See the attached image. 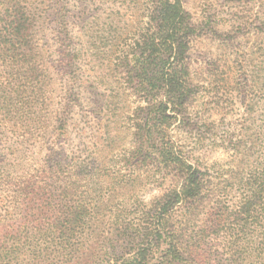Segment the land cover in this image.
I'll use <instances>...</instances> for the list:
<instances>
[{"label": "trees", "instance_id": "obj_1", "mask_svg": "<svg viewBox=\"0 0 264 264\" xmlns=\"http://www.w3.org/2000/svg\"><path fill=\"white\" fill-rule=\"evenodd\" d=\"M134 1L141 11L131 28L105 38L120 78L139 92L126 144L82 142L72 155L50 148L14 175L1 163L0 264H264V78L243 69L221 85L195 83L188 51L200 32L183 0ZM44 2L0 0L2 105L13 100L1 120L16 106L20 119L38 120L36 91L51 75L33 59ZM63 9L55 16L66 76L81 53ZM79 93L55 118L64 142ZM144 180L159 189L148 200Z\"/></svg>", "mask_w": 264, "mask_h": 264}, {"label": "rangeland", "instance_id": "obj_2", "mask_svg": "<svg viewBox=\"0 0 264 264\" xmlns=\"http://www.w3.org/2000/svg\"><path fill=\"white\" fill-rule=\"evenodd\" d=\"M63 4L72 38L71 48L81 53L75 60L73 72L69 71L66 76L61 69L58 51L57 33L61 26L55 16L57 6ZM183 6L200 32L188 51L191 78L195 83L206 86L209 82H216L221 85V78H239V74H244L243 69L256 78H264V34L259 33L264 31V0H183ZM42 8L43 16L35 33V44L39 45L37 52L32 54L39 67L38 73L42 67L51 74L50 84H44L50 105L43 109L39 105L43 89L42 92L36 91L38 104L34 110L38 120L35 122L20 119L18 112L24 109L16 111L19 106L11 108L5 120L0 116V164L4 163L11 175L31 171L50 148L58 153L65 150L72 155L79 152L82 142L86 144L83 149L98 146L104 150L126 144L127 139L123 135H127L135 118L129 110L139 92L125 78H120L109 54L111 51H107L105 38L113 32L131 28L132 19L138 18L141 11L137 3L134 0H45ZM129 16L132 18L127 21ZM241 62L246 66L242 68ZM73 75H78V78H72ZM36 80L38 88L42 78ZM227 88L231 90L233 85L227 83ZM77 91H80L81 104L74 108L73 119L69 120L70 135L64 142L55 128V118L61 113L64 103L70 101V92ZM29 94L25 92V100ZM4 96L0 89L2 114L13 101L2 105ZM111 99L114 100L112 104ZM200 107L197 103L195 110L202 111ZM77 128L84 130L82 136L75 132ZM94 158L102 161L106 156L101 154ZM107 158L112 160L113 155H107ZM142 184L145 188L140 195L146 200L159 192L150 181L144 180Z\"/></svg>", "mask_w": 264, "mask_h": 264}]
</instances>
